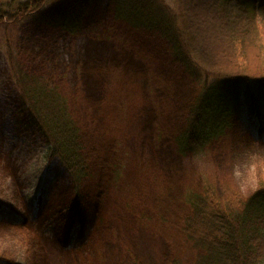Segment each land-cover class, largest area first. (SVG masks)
<instances>
[{
    "label": "rangeland",
    "instance_id": "obj_1",
    "mask_svg": "<svg viewBox=\"0 0 264 264\" xmlns=\"http://www.w3.org/2000/svg\"><path fill=\"white\" fill-rule=\"evenodd\" d=\"M144 18L131 3L100 0L76 34L0 25V46L10 42L29 75L67 97L90 174L75 187L0 52V264H192L185 194L208 183L221 202L225 189L245 200L264 182V95L257 115L242 97L224 136L201 153L177 152L199 85L161 38L135 27ZM75 192L87 215L80 237L68 232Z\"/></svg>",
    "mask_w": 264,
    "mask_h": 264
},
{
    "label": "trees",
    "instance_id": "obj_2",
    "mask_svg": "<svg viewBox=\"0 0 264 264\" xmlns=\"http://www.w3.org/2000/svg\"><path fill=\"white\" fill-rule=\"evenodd\" d=\"M97 1L0 0V25L47 26L76 34ZM127 2L145 16L135 27L161 38L174 63L199 85L174 138L180 155L201 153L224 136L241 97L257 113L264 95V0H175L174 6L165 0H116L119 5ZM0 51L12 82L40 116V123L33 122L36 130L77 187L90 174L82 131L67 97L53 80L29 75L10 42ZM195 58L211 69L196 65ZM203 185L202 192L185 194L188 213L181 219L184 241L197 251L192 264H264V182L245 200L225 189L222 202L208 183ZM78 197L75 192L71 222L81 230L87 215Z\"/></svg>",
    "mask_w": 264,
    "mask_h": 264
},
{
    "label": "bare ground",
    "instance_id": "obj_3",
    "mask_svg": "<svg viewBox=\"0 0 264 264\" xmlns=\"http://www.w3.org/2000/svg\"><path fill=\"white\" fill-rule=\"evenodd\" d=\"M145 249H147L146 247H144ZM148 250V249H147Z\"/></svg>",
    "mask_w": 264,
    "mask_h": 264
}]
</instances>
